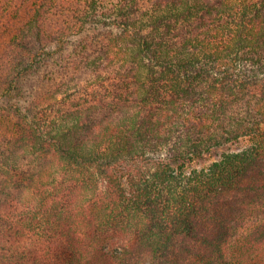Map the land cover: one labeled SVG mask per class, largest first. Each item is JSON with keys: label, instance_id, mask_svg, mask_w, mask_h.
I'll use <instances>...</instances> for the list:
<instances>
[{"label": "trees", "instance_id": "1", "mask_svg": "<svg viewBox=\"0 0 264 264\" xmlns=\"http://www.w3.org/2000/svg\"><path fill=\"white\" fill-rule=\"evenodd\" d=\"M12 8L0 264H264V0Z\"/></svg>", "mask_w": 264, "mask_h": 264}, {"label": "rangeland", "instance_id": "2", "mask_svg": "<svg viewBox=\"0 0 264 264\" xmlns=\"http://www.w3.org/2000/svg\"><path fill=\"white\" fill-rule=\"evenodd\" d=\"M14 5V0H0V13L3 12V15H6L4 17L5 21L7 20V15L8 13H11L13 8L12 6ZM2 21H0V29H3ZM7 40V37L0 35V51L3 49V44L4 42ZM234 148V146H230V147H222L219 150H215V151H211L207 154H205L202 158L198 159L196 161V166H204V165H208L209 163H211L214 159H216L224 150H229V149Z\"/></svg>", "mask_w": 264, "mask_h": 264}]
</instances>
